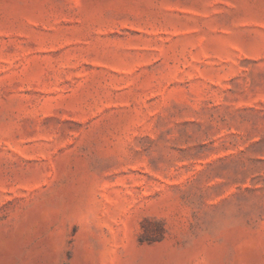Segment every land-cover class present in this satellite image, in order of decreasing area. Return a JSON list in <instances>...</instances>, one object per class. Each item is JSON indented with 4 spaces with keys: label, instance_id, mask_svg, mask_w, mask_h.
I'll list each match as a JSON object with an SVG mask.
<instances>
[{
    "label": "rangeland",
    "instance_id": "obj_1",
    "mask_svg": "<svg viewBox=\"0 0 264 264\" xmlns=\"http://www.w3.org/2000/svg\"><path fill=\"white\" fill-rule=\"evenodd\" d=\"M0 264H264V0H0Z\"/></svg>",
    "mask_w": 264,
    "mask_h": 264
}]
</instances>
